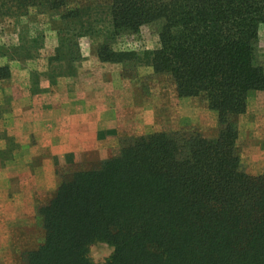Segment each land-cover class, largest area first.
Masks as SVG:
<instances>
[{
	"label": "trees",
	"instance_id": "obj_1",
	"mask_svg": "<svg viewBox=\"0 0 264 264\" xmlns=\"http://www.w3.org/2000/svg\"><path fill=\"white\" fill-rule=\"evenodd\" d=\"M30 8L57 11L65 24L48 58L50 83L65 66L74 76L79 39L97 36L101 62L150 66L171 78L178 97L202 96L216 112L217 134L122 137L117 156L61 179L37 207L43 241L22 253V264H97L89 257L97 242L113 248L104 264H264V172H245L236 146V118L249 93L264 90L257 60L264 0H109L71 8L67 0H0V17ZM144 25L155 29L157 48H113L115 38Z\"/></svg>",
	"mask_w": 264,
	"mask_h": 264
},
{
	"label": "crops",
	"instance_id": "obj_2",
	"mask_svg": "<svg viewBox=\"0 0 264 264\" xmlns=\"http://www.w3.org/2000/svg\"><path fill=\"white\" fill-rule=\"evenodd\" d=\"M47 40L37 58L0 63L14 69L0 78V264H16L31 250L37 207L53 196L60 177L118 155L122 137L160 129L154 80L146 95L141 75L85 48L76 74L52 84L47 60L57 41Z\"/></svg>",
	"mask_w": 264,
	"mask_h": 264
},
{
	"label": "rangeland",
	"instance_id": "obj_3",
	"mask_svg": "<svg viewBox=\"0 0 264 264\" xmlns=\"http://www.w3.org/2000/svg\"><path fill=\"white\" fill-rule=\"evenodd\" d=\"M108 1L109 0H67V7L104 5L107 4ZM58 13L57 11L42 13L38 11L37 8H30L28 14L25 16L17 18L0 17V63L4 59L17 60L21 63H25L28 59L25 58L27 52L26 48H28L33 55L31 58H37V55L42 53V48L46 41L49 43V40H47L48 37L56 38L57 47L59 39L58 31L65 25L64 21L59 18ZM32 40H36V44L32 43ZM100 41L101 39L97 36L80 38L79 50L81 55L85 48H90L92 55H95L94 46ZM157 46L158 35L152 26L147 25L142 26L137 33L118 36L113 43V48L116 50H133L137 52L146 49L151 50L157 48ZM55 49L51 56L55 55ZM257 51V60L264 68V24L260 25L258 30ZM43 54H45L44 51ZM47 63V73H50L52 71H50L48 60ZM53 65H55V62H53ZM123 67L124 71L130 75H141L142 83L146 84V95L150 93L148 91L149 88L147 89L148 85H152L151 80H154L153 84H156L154 86V94L160 98V107L155 111V120L158 122L160 128L157 132L198 131L206 137L216 136V112L208 109L206 101L202 96L181 99L175 92L171 78L165 74L154 73L150 66L135 65L133 62H128L124 64ZM0 68H2L1 76L3 75L0 78H8L14 71L8 64L1 65ZM75 70H77V67H75ZM62 71H64V73L56 76L52 84L56 82L58 77L73 76L66 74L68 71H71L67 70L66 66L61 69V72ZM32 75L33 78L35 77L33 79V83H35L38 76L35 71H33ZM140 92L145 95V89ZM1 100L3 102V99ZM2 107H4V105ZM236 120L238 128L236 146L240 155L242 169L248 174L253 175L263 173L264 90H256L249 93L245 112L239 115ZM98 166L99 164L93 168H86L79 171L96 169ZM75 172L78 171L65 173L63 176L61 175L62 177L60 178L69 179ZM30 232L33 238L28 246L33 250L43 241L44 230L41 225V219L40 222H36L33 225ZM112 250L113 248L108 244L97 242L89 247V257L94 263L104 264L111 255ZM26 251L29 250L26 249L24 252ZM21 255L17 258L16 264H22Z\"/></svg>",
	"mask_w": 264,
	"mask_h": 264
}]
</instances>
